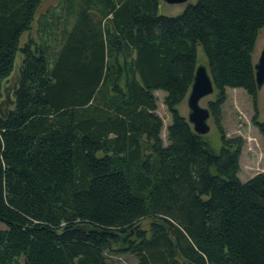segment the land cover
<instances>
[{
  "label": "trees",
  "instance_id": "trees-1",
  "mask_svg": "<svg viewBox=\"0 0 264 264\" xmlns=\"http://www.w3.org/2000/svg\"><path fill=\"white\" fill-rule=\"evenodd\" d=\"M41 0H0V264H264V169L241 181L239 136L221 125L225 88L255 110L252 52L264 0H60L28 32ZM200 47L213 84V152L176 105ZM169 113L162 142L153 92ZM264 136V123L252 118ZM149 221L147 230L135 228Z\"/></svg>",
  "mask_w": 264,
  "mask_h": 264
},
{
  "label": "rangeland",
  "instance_id": "rangeland-1",
  "mask_svg": "<svg viewBox=\"0 0 264 264\" xmlns=\"http://www.w3.org/2000/svg\"><path fill=\"white\" fill-rule=\"evenodd\" d=\"M188 0L182 4H168L163 0H158L157 13L165 16H175L179 14L186 3L193 2ZM51 15L60 14V0H41L37 8L33 21L28 32L21 35L20 43L31 38L37 43L38 36L43 21V14ZM45 13V14H46ZM261 49H264V29L259 30L255 39V44L252 52V61L255 62ZM196 65L203 64L206 66L205 58L203 57L200 47L195 48ZM20 55L18 54L14 62L12 72L3 80H1V97L0 109H6L11 106L12 88L15 86L14 77L19 65ZM225 100L221 104V125L226 137L239 136L241 138L240 152L238 156L239 170L237 173L241 181L246 180L255 173L264 169V136L253 124L252 118L256 113V120L264 123V84L257 90L255 110L252 106L250 98L241 88H225ZM155 97L156 113L161 118L162 127L160 129V137L162 142L166 143L165 126L170 121V116L162 104L163 92L156 90L153 92ZM215 92L207 95L200 100L201 106H206L207 102L214 99ZM177 112L186 117L187 108L185 98L176 105ZM209 131L203 135L207 140L210 149L213 152H218L220 147L219 134L216 130L211 117L207 120ZM149 221L144 219L137 224V228L147 230ZM5 229L4 223L0 222V230ZM109 264H135L136 259L127 253L111 252L107 255Z\"/></svg>",
  "mask_w": 264,
  "mask_h": 264
},
{
  "label": "water",
  "instance_id": "water-1",
  "mask_svg": "<svg viewBox=\"0 0 264 264\" xmlns=\"http://www.w3.org/2000/svg\"><path fill=\"white\" fill-rule=\"evenodd\" d=\"M168 4H182L188 0H163ZM255 86L258 89L264 84V49H261L253 62ZM213 92V84L207 68L203 64L195 65L190 86L185 94L187 108L186 121L197 135H205L209 131L207 120L209 112L206 106L200 105V100ZM137 227V224L134 226Z\"/></svg>",
  "mask_w": 264,
  "mask_h": 264
}]
</instances>
